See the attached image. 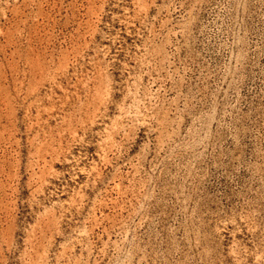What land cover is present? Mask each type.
Returning <instances> with one entry per match:
<instances>
[{
    "label": "rangeland",
    "instance_id": "1",
    "mask_svg": "<svg viewBox=\"0 0 264 264\" xmlns=\"http://www.w3.org/2000/svg\"><path fill=\"white\" fill-rule=\"evenodd\" d=\"M0 264H264V0H0Z\"/></svg>",
    "mask_w": 264,
    "mask_h": 264
}]
</instances>
